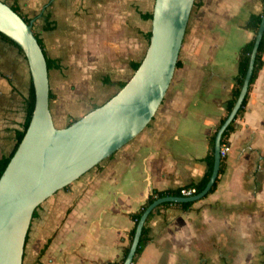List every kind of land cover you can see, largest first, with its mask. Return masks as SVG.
<instances>
[{
  "label": "crops",
  "instance_id": "1",
  "mask_svg": "<svg viewBox=\"0 0 264 264\" xmlns=\"http://www.w3.org/2000/svg\"><path fill=\"white\" fill-rule=\"evenodd\" d=\"M2 1L30 19L45 52L59 64L49 72L50 109L59 128L69 125V104L78 106L80 117L92 110L94 101L85 97L99 88L92 56L100 63L117 59L120 49L129 48L135 37L140 41L139 35L147 39L151 31L144 14L153 12L152 0ZM195 3L180 51L181 66L153 119L114 155L38 207L22 264L118 261L134 227L131 213L152 192L196 186L206 176L210 137L228 115L239 51L254 37L245 24L264 6L263 0ZM68 46L84 51L76 75L85 81L77 83L81 100L78 93H62L58 79L63 61L48 53ZM143 58H132L130 66ZM30 82L25 55L0 38V158L14 151L17 134L24 129ZM237 122L215 190L189 209L175 202L155 209L148 223L151 240L134 264H264V65Z\"/></svg>",
  "mask_w": 264,
  "mask_h": 264
},
{
  "label": "water",
  "instance_id": "2",
  "mask_svg": "<svg viewBox=\"0 0 264 264\" xmlns=\"http://www.w3.org/2000/svg\"><path fill=\"white\" fill-rule=\"evenodd\" d=\"M195 0H155L151 38L133 76L104 104L67 127L55 125L44 49L31 22L0 0V32L22 49L29 65L35 106L25 134L0 177V264H22L35 210L58 190L78 180L137 137L158 111L177 69ZM264 34V12L237 101L214 140L215 162L206 186L189 197L169 195L143 212L123 264H132L149 215L165 202H195L213 188L220 173L224 132L235 119L253 74Z\"/></svg>",
  "mask_w": 264,
  "mask_h": 264
},
{
  "label": "trees",
  "instance_id": "3",
  "mask_svg": "<svg viewBox=\"0 0 264 264\" xmlns=\"http://www.w3.org/2000/svg\"><path fill=\"white\" fill-rule=\"evenodd\" d=\"M195 5H197V3H194V6ZM263 6H264V0H263ZM12 8L19 13L17 8H15V7H12ZM263 12H264V8H263V11L261 13L252 14L250 16L249 20L245 24V28L250 29L251 31L254 32V37L249 42L245 43L241 47V49L239 51L238 73H237V75L234 78V86H233V89H232V91L230 93V98L227 101V112H228V114L233 109V107H234V105H235V103L237 101V98H238V96L240 94V91H241V88H242V85H243V82H244V78L246 76V73H247V70H248V67H249L251 54H252L253 47H254V44H255L256 35L258 33V30H259V27H260V23H261V20H262ZM22 17L25 19L26 22H30V19H28L27 17H25V16H22ZM144 17H145V19L152 20L153 12L145 13ZM45 28L49 29V28H51V26L50 25H46ZM151 35H152V32L149 31V33H147L148 42H150ZM37 37H38L40 45L44 49V43H43L42 39L39 38L38 35H37ZM0 38H2L3 40H5V41H7V42H9V43H11L13 45H15L20 50V52L22 54H24L22 49H20V47L11 38H9L8 36L4 35L1 32H0ZM44 52H45V49H44ZM45 55H46V58H47V64H48L49 72H50V70L53 67H59V64L56 61H54L53 59H51L47 55L46 52H45ZM263 56H264V34H263V37L261 39V42H260V45H259V48H258V51H257L255 65H254V69H253V74H252V78H251L250 85H249V91L246 94V96L244 98V101H243V103H242V105H241V107H240L235 119L229 125L228 129L224 132L223 138H222L223 142L228 141V137H229L230 133L239 127V123L237 122V120H238V118L242 117L245 114V112H246L247 105H248V102H249V99H250V90L252 88V85L256 82V80H257V78H258V76L260 74V71H261V69L263 68V65H264ZM141 62L142 61L132 63V68L134 69V71H136L139 68V66L141 65ZM180 66H181V61L178 60L177 67H180ZM105 80H106V83L110 82V80L107 79V78ZM126 83L127 82H121L120 83V89L123 88L126 85ZM50 98H51V92H50ZM34 106H35V92H34V86H33L32 80H31L30 88H29V95H28V97L26 98V101H25L26 118H25V122H24V129H23V131H21L20 133L17 134V141H16V145H15L14 151L10 155L3 156L2 158H0V177L2 176L3 172L5 171L7 165L9 164V161H10L11 157L13 156L15 150L17 149L19 143L21 142V140H22V138H23V136L25 134V131H26V129H27L28 125H29V122L31 120V116H32V113H33V110H34ZM227 116L224 119H222V121L220 123V126L224 123V121L226 120ZM219 127H218V129H219ZM216 134H217V131L210 137V152H209V154L206 157V161H207V163L209 165V169H208V172H207L206 176L199 183L196 184L197 193H199L206 186V184L208 183V181L210 179L212 171H213L214 162H215L214 140H215ZM225 168H226L225 159H223L222 163H221V168H220L219 175L224 174ZM217 182H218V179L215 182V184H214V186H213V188L211 189L210 192L215 190V188L217 187ZM169 195L180 196V188L173 189V190L154 191V192H152V194L148 197V199L145 201V203L143 205H141L140 208L137 211L131 213V218L134 221V227L130 230V232L128 234V244L123 246V248H122V252H123L122 258L120 260H118V261L111 262V264H123L125 258L128 255V252H129V249H130V245H131V243L133 241V238H134V235H135V232H136V228H137V224H138V222H139V220L141 218V215L143 214L144 210L154 200H156L158 198H161V197L169 196ZM167 204H171V202H165V203L159 205L156 209H158L160 206H164V205H167ZM177 204L181 205L183 209H189L192 206L193 202H183V203H177ZM37 209L35 210L33 217L36 215ZM152 215H153V213H151L149 215V217H148V219H147V221H146V223L144 225L143 232H142V235H141V238H140V242H139V246H138V249H137V252H136V255L134 257V260H133L132 264H134L138 260V258L141 256L143 250L145 249L146 245L151 240V238L149 236L148 223H149V220L151 219Z\"/></svg>",
  "mask_w": 264,
  "mask_h": 264
},
{
  "label": "rangeland",
  "instance_id": "4",
  "mask_svg": "<svg viewBox=\"0 0 264 264\" xmlns=\"http://www.w3.org/2000/svg\"><path fill=\"white\" fill-rule=\"evenodd\" d=\"M153 5H154V0H152V10H153ZM193 9H194V6H193ZM150 24L152 27L151 20H150ZM138 37L140 41L136 39L135 37V40L131 41L132 45L130 43L129 48H126L124 50L120 49V53L117 56V59L115 57H113V59L111 58V61L109 59L107 60L103 59L100 63L99 62L100 60H97L96 56H92V60H93L92 64L95 66V70L97 74V78L94 79V81L96 82V84H98V87H99V88H96L97 89L96 94L91 95V96H85L88 100L91 99L92 101H94V102H91V105H90V108H92V110L98 107L99 104L102 105L105 99L109 97L114 91L120 90V83L125 82L130 78V76L134 72L132 66H130V60L132 58L140 60L145 56L147 48L149 46L148 39H146L144 35L143 36L139 35ZM91 49H94V48H91ZM80 52L84 53V51H80V49H78L75 46H68V47H63V48H53L52 50H48V53L50 56H60L61 60L63 61L62 65L64 69L61 73L60 79H58L61 89L62 90L64 89L62 93L64 94L67 92L72 93V94L78 93L77 100L81 97L83 98V96H81L82 94L79 95L80 89L77 85V83L83 80H80L81 78H76L77 72L80 71V68H81L79 67V61L81 58L79 54ZM92 55H93V52H92ZM52 73H54V71H52ZM106 78L110 80L109 83H106V80H105ZM51 80L53 84H55L57 81L55 77H51ZM82 84L84 85L85 81H83ZM83 90L84 89H82V91ZM68 102L70 103L71 101L69 100ZM78 102H81V101H78ZM69 107H72L70 110L71 112L69 111L67 112L68 116H70V120L68 122V124L70 125V123L72 124L74 121L80 118L79 114L81 113L80 111L76 110L78 109L77 108L78 106H75V105L71 106L69 104ZM101 163H99L95 167H98Z\"/></svg>",
  "mask_w": 264,
  "mask_h": 264
},
{
  "label": "built area",
  "instance_id": "5",
  "mask_svg": "<svg viewBox=\"0 0 264 264\" xmlns=\"http://www.w3.org/2000/svg\"><path fill=\"white\" fill-rule=\"evenodd\" d=\"M230 148L231 146H230L229 141H225V142L222 141L221 150H220V155H221L222 160L227 158ZM196 194H197L196 186L187 185V186L180 187V196L182 197H189V196H193Z\"/></svg>",
  "mask_w": 264,
  "mask_h": 264
}]
</instances>
